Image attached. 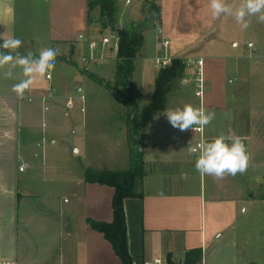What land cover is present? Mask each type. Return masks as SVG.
Returning <instances> with one entry per match:
<instances>
[{"label":"crops","instance_id":"1","mask_svg":"<svg viewBox=\"0 0 264 264\" xmlns=\"http://www.w3.org/2000/svg\"><path fill=\"white\" fill-rule=\"evenodd\" d=\"M116 1L117 10L127 13L126 19L142 0ZM227 3L238 6L240 0ZM158 4L157 27L170 43L166 54L171 60L203 59L211 69H218L221 63L226 68L225 56L217 46L232 27L233 47L243 38L247 46L253 43L255 54L264 46L259 36L264 37V24L257 23L256 17H250V27L242 29L232 16L213 17L210 0H158ZM28 7L42 16L40 23L22 20ZM29 28L34 31L26 32ZM81 36L85 40L80 41ZM10 37L21 39L22 46L72 42L76 44L75 57L81 58L89 53L87 43L93 40L88 0H0V39ZM106 50L115 62L111 48L99 49L96 55ZM150 50L154 51L151 59L147 55ZM143 55L138 66L141 89L150 100L158 71L155 59L162 55L156 30L144 33ZM65 66L59 64L46 74L51 76L50 82L53 76L64 89L78 80V89H83L86 76L80 66ZM26 94L42 103L51 96L32 89L23 98L14 91H0V263L122 264L111 244L87 224V220L113 222L114 189L85 183V169L92 167H70L63 172L61 161L53 165L46 160L44 137L36 138L38 132L30 125L24 134L21 131V113L29 123L34 110L22 108ZM66 97L69 119L80 122L85 104L72 91ZM70 99L75 100L72 110L66 107ZM161 118L148 128L144 157L150 164L164 166V172L157 171L154 178L163 176L165 180L149 185L146 175L142 197L124 202L132 264L154 260L162 264H264V151L263 164H259L253 135L243 134L235 125L228 131L227 136L234 134L245 144L249 167L244 174L217 179L196 171V158L156 154L180 139V131L170 124L161 126L157 135L150 134ZM81 146L80 141L73 143L70 152L76 155ZM22 165L27 168L21 173ZM194 251H199L200 257L187 259Z\"/></svg>","mask_w":264,"mask_h":264},{"label":"rangeland","instance_id":"2","mask_svg":"<svg viewBox=\"0 0 264 264\" xmlns=\"http://www.w3.org/2000/svg\"><path fill=\"white\" fill-rule=\"evenodd\" d=\"M90 1L92 4L90 18L92 21H96L91 25L92 39L95 42H100V40L109 36L110 33L113 34V31L111 27L103 25L102 10L100 5H97L99 0ZM143 8L144 5L141 1L137 9L132 10L126 19L124 18L127 13L124 15V13L117 11L119 14L117 13L116 22L125 27L133 22L141 21L144 18ZM26 12L21 15L24 22L25 19H28L31 23H40L43 20L42 16L32 12L29 7ZM35 18L37 21H35ZM222 24L226 23L222 22ZM230 24L227 23L226 25L229 26ZM226 30V37L221 39L222 42L218 44L217 49L225 56L227 67L225 68L224 63H221L218 69L214 67L211 69L207 62L204 64V80L208 84L203 104L206 112L215 113V118L205 127L203 141L213 139L220 134L227 136L228 131L233 130L232 127L235 125L243 134L249 133L253 135L256 159L259 164H263L261 160H263L264 151V46L255 54L253 49L248 48L246 39L243 38L239 40V46L235 48L231 42L233 27ZM31 31L34 30L31 28L26 30V32ZM32 33L35 34V32ZM150 36L152 37L153 34H150ZM259 36L263 41V35ZM49 47L58 49L59 56L67 57L65 62H68V65L65 67L77 69L80 66V58L74 57L70 59V48L68 46L48 43L39 46L31 42L28 45L21 46L18 51L21 54L31 51L38 56L42 49ZM103 55L106 61L96 64L90 75L85 78L86 84L82 89L86 96L85 114L81 115L80 122L69 119L68 114L70 113L66 112L64 106L66 95L71 91L76 95L75 91L81 88V83L77 80L72 86H65V91L63 89L64 86L57 83V79L52 76L53 80L50 82L45 79V75L37 78L30 89L44 92L47 95L51 94V96L42 103L41 99H35L26 94L25 99L21 103L22 108L24 111L34 110L29 118L30 124L26 123L25 113L23 115L21 113L22 134H24L23 132H25L27 126L30 125L35 133L38 132L36 138L44 137L46 141L44 146L46 160L51 164L61 161L63 172H66V169L70 167L83 169L87 166L108 172H123L132 170L138 163H142L144 171L142 190L146 175L149 179H147L149 185H160L161 183L159 182L165 179L163 176L158 177L157 175L154 178V174L157 171L163 173L164 166L159 167L150 164L144 157L149 127L142 131L139 146L130 147L128 144V129L125 123L127 110L123 100L116 95L115 91L116 64L111 61L112 55L107 50ZM147 55L149 59L153 58L154 51H148ZM71 62H75L76 65H69ZM182 62L185 65V62ZM137 66L135 67L131 83L134 89L135 102L139 105V109L142 110L151 102L152 98L147 100L142 93L139 67ZM6 70L7 68L0 70L1 92L13 91V86L26 78L22 70L17 68L14 70V78L7 79L3 75ZM74 74L76 75V73ZM194 79V68H189L185 65L182 79L167 94L166 109L182 107L185 104L197 107L198 103L194 96L196 89ZM229 81H232V83L230 84ZM45 108L47 109L46 111ZM133 108L131 106L130 110L134 111ZM217 108L218 111L215 110ZM161 116L162 118L156 122L152 132H150L153 136L158 134L157 131L161 126L169 124L166 117ZM152 123H154V120ZM199 140V136L192 135L189 130L180 132L178 143L168 144V147H161L156 154L160 155V157L179 155L182 159L194 160L196 155H189L187 148L190 143L195 147ZM78 141L82 143V146L80 147L81 150L77 149L75 155V152H70L69 147ZM79 151H81V154ZM83 154H85V157H83Z\"/></svg>","mask_w":264,"mask_h":264},{"label":"trees","instance_id":"3","mask_svg":"<svg viewBox=\"0 0 264 264\" xmlns=\"http://www.w3.org/2000/svg\"><path fill=\"white\" fill-rule=\"evenodd\" d=\"M144 8V18L139 22H133L121 26L116 22V17L119 14L117 11L116 0H99L97 5H100L103 14V25L111 27L115 38L118 39V47L115 53V91L116 95L123 100L126 115L125 123L128 129V144L130 147H138L142 131L146 130L151 125V122L160 113L166 109V98L175 85L183 77L185 71L184 63L179 59L172 60L171 66L160 69L156 72L154 93L151 102L142 110L135 102L134 89L132 78L135 67L143 60L144 53V33L151 30H156L160 18V5L158 0H142ZM89 8V25L91 26L96 21L90 18L92 4L88 0ZM118 13V14H117ZM57 45L68 46L70 48L69 57H75L76 44L72 42L59 43ZM67 57L58 56L56 65H68ZM75 66V62L69 63ZM137 66V67H138ZM96 67H91L90 72ZM90 72L83 73L86 77ZM133 106L134 111L130 108ZM140 148V147H139ZM138 155V152L136 150ZM144 177L143 164L138 163L134 169L123 172H108L93 168L85 169V183L98 184L108 186L114 189L113 197V222L111 224L95 222L87 220V224L96 232L103 235L108 241L116 256L122 264H132V259L129 253L128 230L126 223V214L124 210V202L128 199H137L142 197V181ZM200 257L199 251L190 252V257ZM189 263V260H187ZM195 263V261L193 262Z\"/></svg>","mask_w":264,"mask_h":264},{"label":"clouds","instance_id":"4","mask_svg":"<svg viewBox=\"0 0 264 264\" xmlns=\"http://www.w3.org/2000/svg\"><path fill=\"white\" fill-rule=\"evenodd\" d=\"M210 10L216 18L232 16L242 29L250 27V17H256L257 23L264 24V0H240L238 6L230 5L227 0H210ZM0 41V69L7 68L3 72L4 77L14 78V70L17 68L21 69L26 77L13 86V91L20 98L24 97L37 78L55 69L57 57L60 55L58 49L44 48L38 56L31 51L21 54L18 51L23 44L21 39L10 37ZM160 115L165 116L169 124L180 132L193 129L194 126L206 127L215 118V113L206 112L191 104L167 108ZM187 150L189 155H196L195 169L201 175L222 179L226 175L244 174L249 167L250 157L246 146L240 137L234 134H220L197 147L190 143Z\"/></svg>","mask_w":264,"mask_h":264},{"label":"built area","instance_id":"5","mask_svg":"<svg viewBox=\"0 0 264 264\" xmlns=\"http://www.w3.org/2000/svg\"><path fill=\"white\" fill-rule=\"evenodd\" d=\"M130 2H127V5ZM156 32L158 34V36L160 37V47L162 50V55L157 57L155 59V66L158 70L160 69H164L167 68L171 65L172 60H170V58L167 56L166 52L170 46V43L167 39H165L162 35L161 30L157 27L156 28ZM80 41L85 40L84 37H79ZM88 46V51L89 53L87 55L82 56L79 59V64H80V68L82 73H88L91 70V67L100 63V62H105L106 60L104 59V55L100 54V55H96V52L101 49L104 50L106 48H111L115 53L118 47V39L115 38V36H107L105 38H103L102 40H100V42H95V41H89L87 43ZM248 48L249 49H254V45L253 43H249L248 44ZM204 60L203 59H196V60H188L185 62V65L189 68H194L195 71V99L198 103L197 108H201L203 110H205L204 108V104H203V99L206 95L207 92V83L204 80ZM46 79L48 81L51 80V76L47 75ZM229 83L231 84L232 81H229ZM76 96L77 98L80 100V102L84 105L86 98H85V94L84 91L82 89H78L76 91ZM75 106V100L70 99L67 104L66 107L68 110H72ZM82 113H85V109L83 108L81 110ZM189 132L192 135H196L199 136L200 140L196 143L195 147H197L200 143H203V137L205 134V127L200 128L198 126H194L193 129H189ZM27 166L26 165H22L19 168V172H24L26 170ZM0 264H12V263H0ZM146 264H162V261L160 260H154L152 263H146Z\"/></svg>","mask_w":264,"mask_h":264}]
</instances>
